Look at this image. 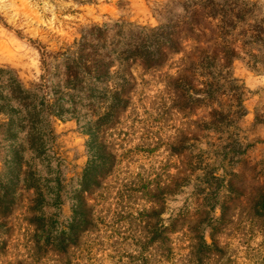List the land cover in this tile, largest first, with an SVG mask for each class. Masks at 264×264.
Wrapping results in <instances>:
<instances>
[{
	"label": "rangeland",
	"instance_id": "obj_1",
	"mask_svg": "<svg viewBox=\"0 0 264 264\" xmlns=\"http://www.w3.org/2000/svg\"><path fill=\"white\" fill-rule=\"evenodd\" d=\"M0 71V264H264V0H0Z\"/></svg>",
	"mask_w": 264,
	"mask_h": 264
},
{
	"label": "trees",
	"instance_id": "obj_2",
	"mask_svg": "<svg viewBox=\"0 0 264 264\" xmlns=\"http://www.w3.org/2000/svg\"><path fill=\"white\" fill-rule=\"evenodd\" d=\"M168 49L174 53L178 51V49H176V46L174 44L170 45ZM234 56H235L234 52L228 53L225 55L224 68H228L229 66H232ZM147 66L152 67L153 65L147 64ZM0 72H4V71H0ZM9 85L12 91H14L12 95H14L15 98L17 99L22 98L21 99L22 102H25L27 100V97H21V95L20 97H17L19 94L17 96L15 95L16 92L21 89V84L18 80H14V81L11 80L9 82ZM50 106H52L51 108H53V105H50ZM56 109H52L51 113H48V116L50 117L52 116V114H56V112H58L59 114L58 116H62L63 110L57 109L56 111ZM54 116L56 117V115ZM26 122H28L31 127H34L37 121H36V118H33L31 115L30 117L28 116V119L26 120ZM83 191H86L84 187L81 190V193ZM83 205H84L83 201L78 202V204L75 206V209H74V218L72 220V223H70L68 230L62 231L61 237L56 238V241H54V243L48 242L47 246H51L54 250H56L59 253H65L69 249V247H71L80 238V236L85 231L88 230L90 226V215L84 213Z\"/></svg>",
	"mask_w": 264,
	"mask_h": 264
}]
</instances>
